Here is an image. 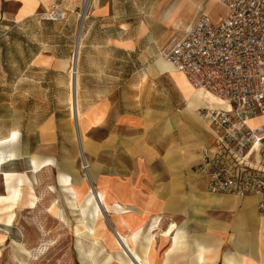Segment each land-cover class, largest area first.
<instances>
[{
	"label": "crops",
	"instance_id": "crops-1",
	"mask_svg": "<svg viewBox=\"0 0 264 264\" xmlns=\"http://www.w3.org/2000/svg\"><path fill=\"white\" fill-rule=\"evenodd\" d=\"M215 4L90 0L80 26L82 0H0V141L12 139L15 157L27 156L30 163L32 157L50 160L46 170L55 173L53 188L67 204L73 196L58 183V173L81 201L98 192L107 199L110 227L95 231L100 239L92 262L82 261L75 246L77 264H140L115 244L119 235L137 237V254L151 237L148 264H264V216L255 209L257 199L211 194L195 171L213 140L206 119L198 109L186 112L185 101L177 118L162 124L149 106V78L176 74L169 63L170 69L163 68L159 52L199 17L218 22L210 17ZM52 8L63 19L44 18ZM160 126L178 138L150 139ZM24 141L31 142L29 150L19 147ZM49 199L51 213L60 215L58 199ZM1 236L3 244L11 242L17 264L26 260L22 249L36 245L22 233L14 234L19 240Z\"/></svg>",
	"mask_w": 264,
	"mask_h": 264
},
{
	"label": "built area",
	"instance_id": "built-area-1",
	"mask_svg": "<svg viewBox=\"0 0 264 264\" xmlns=\"http://www.w3.org/2000/svg\"><path fill=\"white\" fill-rule=\"evenodd\" d=\"M89 1L82 0L80 26ZM215 2L225 8L224 18L213 23L199 17L173 35L159 55L184 75L191 88L226 103V108L198 109L213 133L212 143L202 149L195 165L206 191L255 197V209L264 216V126L248 125L264 115V0ZM56 10L43 17L63 19ZM86 169L83 163L82 170Z\"/></svg>",
	"mask_w": 264,
	"mask_h": 264
},
{
	"label": "rangeland",
	"instance_id": "rangeland-1",
	"mask_svg": "<svg viewBox=\"0 0 264 264\" xmlns=\"http://www.w3.org/2000/svg\"><path fill=\"white\" fill-rule=\"evenodd\" d=\"M225 15L226 10L222 5L216 3L211 7L210 17L215 21L224 18ZM70 68H72V65ZM177 73L178 72H176V74ZM176 74L173 72H165L158 78H149L150 110L158 112L155 116L161 118L159 122L162 124H166L168 120L177 118L179 109L184 106L186 101L183 85L180 82V77ZM149 137L150 139H155L157 137L159 140L163 137L165 140L178 138L174 133L170 135L166 132L163 133L161 126L159 127L158 133H150ZM18 144L22 150H29L31 142L24 141L18 142ZM14 146V144L9 143V145L5 147V152L12 149L14 150ZM35 158L40 161L45 160L39 157ZM30 165V158L26 156L16 157L15 160L6 162L4 165L0 166L1 172L7 171L17 174H26L31 181L32 189L34 190L33 193L35 192L34 194L38 198L37 205L33 209H26L21 206L15 209V219L11 226H4L0 223V264H17L12 258V250L14 249L11 242L9 244H3L4 238L1 236L4 235L12 240H19L20 238L14 236L15 233H22L25 239L36 242L32 250L26 251H33L39 248L43 241H51L48 249L35 260L29 259L22 251L26 258V260L21 262L23 264H77L76 249L82 261L85 263L89 262L84 253L86 252L89 242L82 239V247L80 248L77 243L78 237L74 234V227L81 216L80 211L70 207V205L65 202L66 200L63 199L64 195L53 188L55 173L46 170L49 167L33 173ZM87 170L89 171V169ZM18 171L21 173H18ZM82 172H85V170H82ZM0 195H6L4 176H0ZM52 195L55 199H58V204L56 206L57 214H60L61 218L58 217L60 215L56 216L54 212L52 214L51 211H49L51 204H49L48 201H50L49 197L51 198ZM61 200H63V203H61ZM70 202L69 200V203ZM104 222L106 228H109L110 226L106 218Z\"/></svg>",
	"mask_w": 264,
	"mask_h": 264
},
{
	"label": "bare ground",
	"instance_id": "bare-ground-1",
	"mask_svg": "<svg viewBox=\"0 0 264 264\" xmlns=\"http://www.w3.org/2000/svg\"><path fill=\"white\" fill-rule=\"evenodd\" d=\"M71 65H72V68H71V73H70L71 74L70 88L72 90L75 84L74 80L76 77V70H75L76 68L74 65V61H72ZM163 68L170 69L171 66L163 61ZM178 75L180 77V82L184 88L183 90H184L185 98L187 102L186 112L192 113L196 109L205 108V107L207 108H226V103L224 101L220 100L219 98L213 96L212 94L208 92L192 89L188 85L184 75L182 73H179ZM72 98L73 97H71V104H73ZM261 122H264V115L248 121V125L256 126L260 124ZM12 138H14V135L12 136ZM9 143H12V139L11 141H0V166L4 165L6 162L13 161L16 158L15 157L16 154L13 149L5 152V147L9 145ZM31 163H32L33 173H36L38 170L42 171L43 169H46L47 167L50 166L49 164L50 160L48 159L40 161V160H37L35 157H32ZM86 165L88 169V164L86 163ZM87 169L85 171L86 173L85 176L89 177L92 181V176L89 174ZM0 176H4V184L6 188V195H0V223H2V225L4 226L9 227L14 222L15 211H16L15 209L20 206L26 209H33L37 205L38 198L35 196L34 194L35 192L33 193L34 190L32 189L31 181L29 180L26 174H17L14 172H1V169H0ZM57 180L59 184L64 186V190H69L71 193V196H73V199L70 200L71 201V203L69 204L70 207L76 208L80 211L81 216L79 217L74 227V234L78 237L77 243L80 248L82 247V242H81L82 239H85L89 242V244L87 245L86 252L84 253L88 261L92 262L93 252L96 248V245L98 244V240L100 239L99 237L95 236V231L98 229L106 228V225L104 223L105 221L104 212L107 208V199L103 193L98 192V194L90 193V195L87 198L81 201L79 197V191L76 190L72 186V183L70 182V180L66 178L65 174L58 173ZM54 209L55 208L51 206L49 208V211H54ZM119 219L122 220L120 224H122L124 227L129 225V223L126 222L123 218H119ZM152 228H157V226H153ZM173 228H174L173 225L170 226L169 230L167 232H163V234L164 235L170 234ZM113 238H114L115 244L118 245L119 247L125 246V249H128V252L134 258V260H136L138 263L148 264L147 263L148 246L151 245V242H150L151 237L146 238V245L141 250V253L139 252V254H137L133 249V245L136 243V240H137V237H135V235L127 236V237L119 235L118 237L115 236ZM176 239L173 240V245H176ZM50 242L51 241H43L42 244L39 246V248L33 251H26L24 249H22V251L26 254V256L29 259L35 260L39 255H42L48 249V247L50 246ZM123 255L125 256V259L128 262L133 260V258H131L126 252V250L124 249H123ZM201 259H202V255H201ZM106 260L108 261L110 260V258H107ZM118 260L124 261V257L122 255H119Z\"/></svg>",
	"mask_w": 264,
	"mask_h": 264
},
{
	"label": "water",
	"instance_id": "water-1",
	"mask_svg": "<svg viewBox=\"0 0 264 264\" xmlns=\"http://www.w3.org/2000/svg\"><path fill=\"white\" fill-rule=\"evenodd\" d=\"M73 61L76 63V52H75V54L73 56Z\"/></svg>",
	"mask_w": 264,
	"mask_h": 264
}]
</instances>
